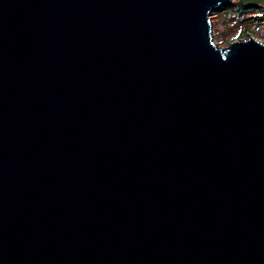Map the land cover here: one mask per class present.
<instances>
[{
    "label": "water",
    "instance_id": "water-1",
    "mask_svg": "<svg viewBox=\"0 0 264 264\" xmlns=\"http://www.w3.org/2000/svg\"><path fill=\"white\" fill-rule=\"evenodd\" d=\"M232 0H0V264H264V41Z\"/></svg>",
    "mask_w": 264,
    "mask_h": 264
},
{
    "label": "rangeland",
    "instance_id": "rangeland-1",
    "mask_svg": "<svg viewBox=\"0 0 264 264\" xmlns=\"http://www.w3.org/2000/svg\"><path fill=\"white\" fill-rule=\"evenodd\" d=\"M231 3L223 10H220L221 6L211 12L214 41L220 46H227L232 40L249 35L264 41V1L259 2L257 8L245 12L239 10L235 0Z\"/></svg>",
    "mask_w": 264,
    "mask_h": 264
},
{
    "label": "trees",
    "instance_id": "trees-1",
    "mask_svg": "<svg viewBox=\"0 0 264 264\" xmlns=\"http://www.w3.org/2000/svg\"><path fill=\"white\" fill-rule=\"evenodd\" d=\"M236 1V4L239 8L240 11H247V10H251V9H254V8H257V4L261 1H264V0H235ZM233 3H229L228 5H225L227 7H229V5L231 6ZM223 7H221L220 10H223Z\"/></svg>",
    "mask_w": 264,
    "mask_h": 264
}]
</instances>
